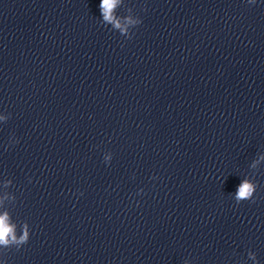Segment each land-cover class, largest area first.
<instances>
[{
	"label": "clouds",
	"instance_id": "9594fccd",
	"mask_svg": "<svg viewBox=\"0 0 264 264\" xmlns=\"http://www.w3.org/2000/svg\"><path fill=\"white\" fill-rule=\"evenodd\" d=\"M120 0H101L99 8L103 20L108 23H112L115 28L120 29L124 32L125 29L121 28L119 20L114 16V10ZM131 22V21H129ZM257 185L254 182L244 179L239 184L235 192V200L237 203L245 200H252L254 193L256 191ZM29 240L27 226L25 225L24 234L17 239L15 234V225L10 223L9 215L7 212L0 215V245L8 246L10 243L23 244L27 243ZM253 259L255 258L253 254H249Z\"/></svg>",
	"mask_w": 264,
	"mask_h": 264
}]
</instances>
